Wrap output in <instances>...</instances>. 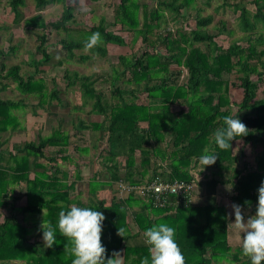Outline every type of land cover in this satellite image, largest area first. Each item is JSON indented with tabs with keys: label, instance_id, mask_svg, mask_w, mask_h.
I'll return each instance as SVG.
<instances>
[{
	"label": "trees",
	"instance_id": "trees-1",
	"mask_svg": "<svg viewBox=\"0 0 264 264\" xmlns=\"http://www.w3.org/2000/svg\"><path fill=\"white\" fill-rule=\"evenodd\" d=\"M147 1L119 0L115 10L114 24L119 25L121 31L131 33L133 42L141 40L143 46L130 58L117 57L122 69L113 66L112 74L94 75L65 70L63 75L68 87L80 86L84 104L90 101L91 113L102 118L90 126L79 121L77 132L89 129L101 132L108 145V161L124 164V171L109 182L101 181L98 176L89 180L91 193L109 190L112 195L109 203L100 201L88 205L72 198L71 193L82 177L76 175L75 180L70 181L59 164L69 161L71 151H79V148L74 146L72 134L61 125L49 136L40 134L35 140L4 148L6 141H2V135L20 126L13 111L26 110L30 103L25 99L0 98V264L14 261L72 264V242L61 235L58 228L59 213L69 210L72 204L104 214L101 239L107 249L106 256L111 258L112 253L118 251L123 255L124 264H140L148 255L144 232L161 223L175 229V240L186 264H251L241 246L234 250L230 245L231 219L228 207L218 200V189L231 185L232 202L244 210H256L258 188L264 181V87L260 89L264 85V37L259 32L264 29V0L249 3L225 0L222 7L228 2L233 6L239 29L244 33L243 38L228 46L216 41L226 30L225 22H221L219 34L210 33L207 28L213 23V16L204 17L200 9L194 8L195 24L193 28L189 25L188 17L196 0ZM33 2L35 10L42 12L62 0ZM63 3V11L57 19L35 21L24 18L21 8L25 7L26 0H8L13 23L22 25L28 33L40 32L34 35L43 63L36 65L34 72L24 75L20 65L7 67L5 63L16 46L12 45L8 52L0 50V91L7 88L2 82L4 79L12 80L22 95L37 99L34 114L38 107L45 109L47 98L50 102L60 98L56 86L47 92L44 78L37 77L45 74V67L53 58L48 35L62 31L67 34L56 46L59 44L66 51L68 60L76 59L75 51L83 50L90 55H81L78 60L87 61L92 55L108 58V45L127 46L125 38L110 30L104 18L96 26L78 30L80 37L74 38L73 26L79 27L75 23V8L65 0ZM209 3L210 0L206 5ZM249 4L253 5L252 9ZM170 20L176 23L173 30L169 27L158 31ZM94 32L101 34L103 42L86 49L85 41ZM180 58L186 60L184 78L183 71L172 69ZM54 65L60 67L62 61ZM232 75H237L235 81ZM121 77L124 78L121 83L130 88L114 87ZM99 80H110L113 84L110 97L95 87ZM236 88L240 90V101L233 98ZM228 115L239 118L249 134L231 141L232 148L224 151L216 145L213 133L224 127L223 117ZM238 141L260 146L262 152L254 162H241L244 153H233ZM206 150L218 157L215 164L203 169L199 158ZM206 171H211L210 176L205 175ZM156 176L167 181H195L199 188L202 182L199 177L203 176V202L154 208L134 192L125 198L119 196L120 182L137 186ZM15 187L24 188L23 203H19ZM18 214L34 215L36 226L41 225L43 217L45 222H51L56 229L57 242L47 248L43 242L34 241L31 227ZM119 227L125 229L124 238L117 235Z\"/></svg>",
	"mask_w": 264,
	"mask_h": 264
},
{
	"label": "rangeland",
	"instance_id": "rangeland-1",
	"mask_svg": "<svg viewBox=\"0 0 264 264\" xmlns=\"http://www.w3.org/2000/svg\"><path fill=\"white\" fill-rule=\"evenodd\" d=\"M67 4H71L75 8V23L79 27L72 29V35L74 38H79V31L89 29L100 23L101 19H105V24L108 28L118 34L122 35L127 41V46L120 47L116 45H108V58H101L95 55L87 61L78 60L81 55H90L87 50L75 51L76 59L68 60L66 57V51H64L61 46L57 44V41L65 38L67 34L61 32L59 34L53 33L48 35V40L52 45L49 47V52L53 53L52 61L47 65L45 74H38L37 77H43L46 83V91L49 92L55 86L58 88L60 93L59 100H53L47 98L44 104L45 109L36 108V113L34 114V106H36L37 99L32 95H22L17 89L16 84L10 79H4L2 82L7 84V88L0 91V98L19 100L25 99L29 102V107L26 110L13 111L20 121V126L18 129L9 131L2 135V141H6L4 148H12L16 144H21L25 141L35 140L38 135L49 136L56 128L60 125L63 130L72 134V141L79 151H71V158L69 161H60V166L63 171H66L69 175V180L74 181L76 175H80L82 180L77 182L75 189L72 191L71 195L74 199H79L85 204H97L100 201L109 203L111 200V193L109 190L96 191L91 193L89 191V180L94 176L103 182L111 181L112 177L122 173L124 171V164L111 163L107 159L108 145L106 138L103 137L101 132H94L93 130H83V133L77 132V127L79 126V121H83L86 125H91L93 122L101 121V117L91 113L92 103L89 101L87 104L82 96L81 88L79 85L74 87H68L67 82L64 78L65 70L76 71L80 74L94 75L101 73L112 74V67L115 66L118 69H122L123 66L119 63L117 58L120 55H125L131 57L135 52L142 48L141 40L133 42V35L129 32L121 31L119 25L114 24L115 21V10L117 8L119 0H65ZM230 1H240V0H230ZM248 3L252 0H246ZM141 2L148 3L147 0H141ZM208 0H196L192 4V14L188 17L189 25L194 27V16L195 9H200L202 16H213V23L208 26L207 30L213 34H219V29H221V22H225L226 30L216 37V41L223 46L230 45L233 41L243 38L244 33L240 31L238 26L237 15L233 12L234 8L228 2V5L222 7L225 0H210L209 5H206ZM250 9L253 5L249 4ZM64 8L63 0L62 2H57L53 5H49L42 12H37L35 10V5L33 0H26V5L21 8L25 19H35L38 21L43 18L46 21H52L57 19ZM82 9H88L83 11ZM140 20L143 18V9L139 12ZM14 15L10 10L8 0H0V50L8 52L12 45L16 46L15 52L10 53L9 59L5 61L7 67L12 65H20L21 72L24 75L34 72L36 70V65L39 66L43 63L42 55L37 50V37L35 33H40L39 31L34 33H28L23 29L22 25H15L13 23ZM173 30L176 27V23L171 20L168 23H164L158 31H162L164 28H169ZM79 30V31H78ZM261 36L264 37V29H260ZM258 34L257 36H259ZM57 61H62L60 67H56L54 63ZM172 69L176 71H183L186 75V60L185 58H180L174 62ZM232 80L237 79V75H232ZM124 78L121 77L114 84V87H121L124 89L130 88L127 84L121 83ZM110 80L105 81L99 80L95 87L97 89L104 90L107 97L111 96V91L114 88ZM0 84V88H1ZM264 85H261L262 89ZM233 98L237 101L241 100L240 90L238 88L233 89ZM142 97V96H141ZM143 99V98H141ZM115 100V99H114ZM84 104V105H83ZM62 122V124H61ZM241 145V143H237ZM243 153L247 161L252 162L254 158L262 152V147L243 145ZM51 151L53 149H50ZM235 153L240 155L239 149L236 147ZM243 156V157H244ZM241 156V162L244 161ZM211 171H206L205 175L210 176ZM202 182L196 189L198 193V199L194 201L195 204L201 203L205 197V183ZM200 180V181H201ZM231 187V190L228 189ZM23 187H15V195L20 197L19 203L24 202V198L21 197L23 194ZM201 191V192H200ZM202 191L204 193H202ZM201 193V195H200ZM119 196L123 194L119 193ZM232 196V186L225 185L219 188L218 200L221 204H225L228 207V213H232L233 210L231 205L234 204L231 200ZM256 212L251 211L247 216L254 215ZM19 218L22 219L26 224H28L32 229L33 237L32 239L39 240L44 243L41 234L40 226H36L37 217L28 214L27 216H21L18 214ZM234 220V214L231 215ZM131 224L132 218L129 217ZM133 228V227H132ZM231 244L234 246L237 242L236 230L231 225ZM35 234V235H34ZM236 248V247H235ZM234 248V250H235ZM15 264H22L15 263Z\"/></svg>",
	"mask_w": 264,
	"mask_h": 264
},
{
	"label": "clouds",
	"instance_id": "clouds-1",
	"mask_svg": "<svg viewBox=\"0 0 264 264\" xmlns=\"http://www.w3.org/2000/svg\"><path fill=\"white\" fill-rule=\"evenodd\" d=\"M87 11L88 9H82ZM103 42L99 32H94L85 41V48L98 47ZM224 127L217 128L214 133L216 145L224 151L232 148L231 141L247 136L249 129L237 117H223ZM218 155L208 153L200 156L199 161L205 166L215 164ZM200 179V177H199ZM231 190V187H228ZM234 214L232 227L242 233V253L250 259L251 264H264V181L258 188V202L254 215L247 218L244 209L239 204H232ZM105 216L102 212L88 207L72 204L67 211H61L58 218V228L61 235L72 242V264H124L123 255L114 251L107 258V249L102 244V230ZM40 228L42 239L47 248L56 243V229L51 222H45L44 217ZM117 235L124 238L125 229L119 227ZM145 243L148 245V255L140 264H186L185 256L175 240V229L167 224L153 225L144 232Z\"/></svg>",
	"mask_w": 264,
	"mask_h": 264
},
{
	"label": "built area",
	"instance_id": "built-area-1",
	"mask_svg": "<svg viewBox=\"0 0 264 264\" xmlns=\"http://www.w3.org/2000/svg\"><path fill=\"white\" fill-rule=\"evenodd\" d=\"M186 75L183 73L182 78ZM119 189L121 194H126V196H120L122 198L134 192L137 196L141 197L143 201L151 204L154 208H167L182 202L194 203L197 184L195 181H167L156 176L137 186L120 182Z\"/></svg>",
	"mask_w": 264,
	"mask_h": 264
},
{
	"label": "crops",
	"instance_id": "crops-1",
	"mask_svg": "<svg viewBox=\"0 0 264 264\" xmlns=\"http://www.w3.org/2000/svg\"><path fill=\"white\" fill-rule=\"evenodd\" d=\"M177 109H178V107H176ZM176 109V110H177ZM237 143H241V145H239V144H237ZM243 143L241 142V141H238V142H236L235 144H234V146H233V153L235 154V155H238L237 153H235V149H236V147L239 149V152H242L243 151ZM244 160H247V158H243ZM252 162H254V160L252 161ZM203 178V177H202ZM200 179H201V177H200ZM197 192H199L198 190H197ZM197 192H195V196H194V200H197L198 199V193ZM201 192V191H200ZM218 192H219V189H218ZM200 195H201V193H200ZM123 196H126V194H123ZM251 211L252 210H244V214H245V217H246V215H248L249 213H251ZM230 216V215H229ZM230 224H229V242L231 241V223L232 222H234V220L232 219V217L230 216ZM236 237H237V242H235V246L233 245V244H231V242H230V245L233 247V248H237V247H240L241 246V243H242V233H239L237 230H236ZM15 263H20L19 261H14V262H12L11 264H15Z\"/></svg>",
	"mask_w": 264,
	"mask_h": 264
}]
</instances>
